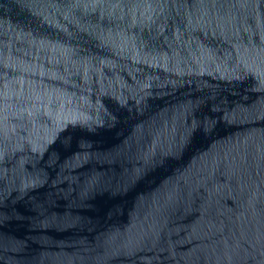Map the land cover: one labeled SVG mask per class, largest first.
Wrapping results in <instances>:
<instances>
[{
    "label": "water",
    "instance_id": "95a60500",
    "mask_svg": "<svg viewBox=\"0 0 264 264\" xmlns=\"http://www.w3.org/2000/svg\"><path fill=\"white\" fill-rule=\"evenodd\" d=\"M0 264H264V0H0Z\"/></svg>",
    "mask_w": 264,
    "mask_h": 264
}]
</instances>
